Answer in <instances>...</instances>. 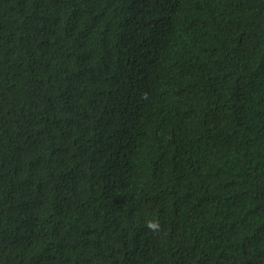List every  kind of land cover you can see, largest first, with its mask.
<instances>
[{
    "label": "trees",
    "instance_id": "trees-1",
    "mask_svg": "<svg viewBox=\"0 0 264 264\" xmlns=\"http://www.w3.org/2000/svg\"><path fill=\"white\" fill-rule=\"evenodd\" d=\"M0 264H264V0H0Z\"/></svg>",
    "mask_w": 264,
    "mask_h": 264
},
{
    "label": "clouds",
    "instance_id": "clouds-1",
    "mask_svg": "<svg viewBox=\"0 0 264 264\" xmlns=\"http://www.w3.org/2000/svg\"><path fill=\"white\" fill-rule=\"evenodd\" d=\"M147 226L151 231H156L159 229V221L158 220H149L147 221Z\"/></svg>",
    "mask_w": 264,
    "mask_h": 264
}]
</instances>
